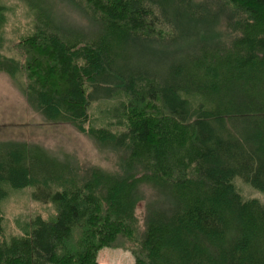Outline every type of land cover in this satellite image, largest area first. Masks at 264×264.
Returning <instances> with one entry per match:
<instances>
[{
    "label": "trees",
    "instance_id": "trees-1",
    "mask_svg": "<svg viewBox=\"0 0 264 264\" xmlns=\"http://www.w3.org/2000/svg\"><path fill=\"white\" fill-rule=\"evenodd\" d=\"M58 1L72 2L90 29L62 24ZM25 2L32 31L15 57L1 50L8 8L0 1V72L46 122L125 156L121 173L80 175L39 144L0 141V264H99L102 248L126 238L135 264H264V202L235 183L264 194V0H215V8L209 0ZM223 15L227 39L200 34ZM187 36L195 44L159 64L142 54L146 44ZM116 96L121 130L88 129L92 104ZM27 187L56 216H37L7 240L2 202L9 189ZM145 187L161 201L148 207L140 233Z\"/></svg>",
    "mask_w": 264,
    "mask_h": 264
},
{
    "label": "rangeland",
    "instance_id": "rangeland-1",
    "mask_svg": "<svg viewBox=\"0 0 264 264\" xmlns=\"http://www.w3.org/2000/svg\"><path fill=\"white\" fill-rule=\"evenodd\" d=\"M7 10V22L3 31V46L1 50L8 56L19 57L18 46L22 39L32 31V17L25 0H0ZM215 8L217 2L209 0ZM215 7H214V6ZM56 14L62 24L72 29L88 31L91 23L70 1H58ZM192 30V29H190ZM191 32V31H190ZM217 36L227 39V16H220L212 25V29L200 28V34ZM194 33V32H193ZM202 37V35H201ZM199 37V38H201ZM180 43L165 45L146 44L142 47L144 57L156 64L160 59H170L176 51L181 52L185 47L195 44L193 36H187ZM163 49H162V48ZM162 60V61H163ZM116 96L110 100L94 102L90 109V127H102L112 123L114 131L121 130L116 126L117 119L112 118L113 109L118 105ZM17 140L35 143L60 159H67L77 169L80 175L85 174L91 167H99L114 174L121 173L124 153L112 148L99 147L87 134L69 124L49 123L32 110L18 85L5 73L0 72V141ZM185 143V142H184ZM241 193L247 198H258L264 202V194L241 179L235 180ZM141 201L136 208L138 232L144 230V220L149 206L161 201L158 192L145 187ZM34 188L9 189L8 196L2 202L3 237L9 240L13 236H22L29 231L33 219L40 216L51 221L56 216L52 203H42L33 197ZM132 241V242H131ZM122 247L102 248L98 252L99 264H135L133 254L136 245L133 240L121 239ZM117 244V245H118Z\"/></svg>",
    "mask_w": 264,
    "mask_h": 264
}]
</instances>
